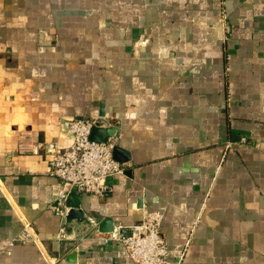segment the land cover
<instances>
[{
  "label": "crops",
  "instance_id": "0c3cea01",
  "mask_svg": "<svg viewBox=\"0 0 264 264\" xmlns=\"http://www.w3.org/2000/svg\"><path fill=\"white\" fill-rule=\"evenodd\" d=\"M101 103L127 160L75 235L18 144L68 147ZM150 212L173 264H264V0H0V264H132L99 227Z\"/></svg>",
  "mask_w": 264,
  "mask_h": 264
},
{
  "label": "built area",
  "instance_id": "2783aa9c",
  "mask_svg": "<svg viewBox=\"0 0 264 264\" xmlns=\"http://www.w3.org/2000/svg\"><path fill=\"white\" fill-rule=\"evenodd\" d=\"M92 124L93 120L86 117L69 121L67 126L72 142L68 147H59L52 142L18 144L20 153L33 156L43 153L48 157L50 176L59 181L55 201L48 207L56 217H63L68 210L67 198L72 191L103 197L110 191L107 180L124 172V164L113 158L116 137L100 143L91 141ZM162 218L160 212L146 213L141 221L127 229L129 235L123 234L124 227L117 225L102 241L105 244L120 243L132 264H173L167 259L165 239L161 233ZM68 234L64 228L59 229L56 240L74 241V236ZM31 236V226L23 225L21 240L31 241ZM51 264L64 263L53 258Z\"/></svg>",
  "mask_w": 264,
  "mask_h": 264
},
{
  "label": "water",
  "instance_id": "95a60500",
  "mask_svg": "<svg viewBox=\"0 0 264 264\" xmlns=\"http://www.w3.org/2000/svg\"><path fill=\"white\" fill-rule=\"evenodd\" d=\"M118 129L112 127L110 123L105 119V113L103 110V104H100V111L98 115L94 118L91 133L89 139L93 142L100 143L109 138H115L117 135ZM122 150L118 147H115L113 150V158L118 162L126 161L123 157H120ZM80 198L75 191H72L67 198V207L68 210L63 215V224L73 225L74 234L79 235L80 224L82 228L88 227L94 230L92 223L88 221L84 213L79 209ZM108 224V225H107ZM113 230L112 225H109V222L104 223L99 227V231L102 233H110ZM123 234L129 235L128 230L122 231ZM64 264H75L76 263V253H71L68 257L63 259Z\"/></svg>",
  "mask_w": 264,
  "mask_h": 264
}]
</instances>
